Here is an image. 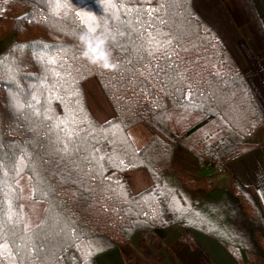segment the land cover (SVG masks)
I'll use <instances>...</instances> for the list:
<instances>
[{"label":"trees","instance_id":"obj_1","mask_svg":"<svg viewBox=\"0 0 264 264\" xmlns=\"http://www.w3.org/2000/svg\"><path fill=\"white\" fill-rule=\"evenodd\" d=\"M88 27L117 70L80 57ZM89 79L113 112L104 122ZM135 127L149 133L140 145ZM263 144L257 102L192 0H0V264H89V246L97 264L168 227L264 261V206L225 167ZM178 147L214 168L174 169ZM139 169L150 185L133 194L125 175Z\"/></svg>","mask_w":264,"mask_h":264},{"label":"crops","instance_id":"obj_2","mask_svg":"<svg viewBox=\"0 0 264 264\" xmlns=\"http://www.w3.org/2000/svg\"><path fill=\"white\" fill-rule=\"evenodd\" d=\"M192 6L196 14L212 28L226 47L230 58L246 80L264 120V0H192ZM95 114V117L98 116L102 120L105 118L108 120L113 116L109 107L104 115ZM133 134L134 137L135 135L142 137L140 144L149 137V133L141 128H134ZM172 165L174 169L195 178L210 172L200 165L191 153L181 147L176 149ZM225 167L240 183L252 187L264 206V144L228 161ZM125 177L133 194L141 192L150 185V180L142 169L128 172ZM193 233L202 248L208 245L212 251L215 250L211 242H215L214 240L194 231ZM215 243L228 254L220 244ZM217 248L221 254L222 250ZM187 253L188 251L183 250L179 255L184 256L186 261ZM194 253L195 257L198 256L196 251L191 252L190 255ZM228 255L236 262L230 254ZM99 256H112L104 258L107 259L105 262L108 264L112 259H118V256L122 255L118 249H113ZM97 264L101 263L97 262Z\"/></svg>","mask_w":264,"mask_h":264},{"label":"rangeland","instance_id":"obj_3","mask_svg":"<svg viewBox=\"0 0 264 264\" xmlns=\"http://www.w3.org/2000/svg\"><path fill=\"white\" fill-rule=\"evenodd\" d=\"M83 90L87 107L91 115L98 122L106 121V118V120H102V118H99L98 116L95 117V113L104 115L105 110L107 111L108 107L110 108V105L101 92L96 80L89 79L84 82ZM135 128L144 129L142 127ZM138 137L135 135L134 138L136 143L140 145L142 137L139 135ZM214 163L215 161L211 160L210 163H205L203 166L211 171L214 167L208 166V164ZM168 228L165 230H156L151 243L146 247V249L139 246L140 237L135 234L130 242L124 247L123 251L118 249L122 256H118V259L115 260L112 259V261L108 264H236V262L238 264H264V261L257 257L250 263L244 259L243 261L235 262L231 257L229 258V253L227 254L215 242L208 239L212 242V247L215 248V250L212 251V248L208 245H205V248H202L199 245L193 231H183L178 227L176 228L179 231H177V229ZM179 232L181 233L179 234ZM176 236H178V238H175ZM217 247L222 250L221 254L219 253ZM183 250H185V252L188 251L189 253H187L186 261L184 260V256L179 255V252H182ZM193 251H196L198 256L195 257V253L190 255ZM105 257L110 258L112 256H99L97 258V262L107 264V262H105L107 259H104ZM194 258L196 259L193 260Z\"/></svg>","mask_w":264,"mask_h":264},{"label":"clouds","instance_id":"obj_4","mask_svg":"<svg viewBox=\"0 0 264 264\" xmlns=\"http://www.w3.org/2000/svg\"><path fill=\"white\" fill-rule=\"evenodd\" d=\"M92 27L78 36L82 51L80 57L89 64L98 66L101 69L114 71L118 65L111 61V52L107 49L106 44L108 37L103 34H94Z\"/></svg>","mask_w":264,"mask_h":264},{"label":"snow or ice","instance_id":"obj_5","mask_svg":"<svg viewBox=\"0 0 264 264\" xmlns=\"http://www.w3.org/2000/svg\"><path fill=\"white\" fill-rule=\"evenodd\" d=\"M92 28H93V30L95 32L97 31L96 27H92ZM149 35H150L149 44H156V50H158L160 47L163 46L158 41H156V38L155 37H152L151 34H149ZM167 43L168 44H171V41H167ZM2 228H3V225L0 224V238H2ZM5 249H6V245L0 244V253H2ZM102 250L103 249L102 248H99V247L98 248H95V249H93L91 246L88 247L86 255L89 257V264H91L90 257L92 255L93 251L99 252V251H102Z\"/></svg>","mask_w":264,"mask_h":264},{"label":"built area","instance_id":"obj_6","mask_svg":"<svg viewBox=\"0 0 264 264\" xmlns=\"http://www.w3.org/2000/svg\"><path fill=\"white\" fill-rule=\"evenodd\" d=\"M208 166H211V167H212V166H214V165H213V164H208Z\"/></svg>","mask_w":264,"mask_h":264}]
</instances>
